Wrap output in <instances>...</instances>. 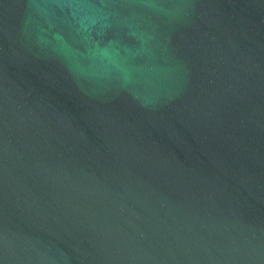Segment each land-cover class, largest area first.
Wrapping results in <instances>:
<instances>
[{"label": "water", "instance_id": "95a60500", "mask_svg": "<svg viewBox=\"0 0 264 264\" xmlns=\"http://www.w3.org/2000/svg\"><path fill=\"white\" fill-rule=\"evenodd\" d=\"M0 264H264V0H0Z\"/></svg>", "mask_w": 264, "mask_h": 264}]
</instances>
